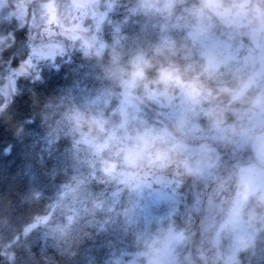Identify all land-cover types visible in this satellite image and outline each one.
<instances>
[{
	"label": "clouds",
	"instance_id": "9594fccd",
	"mask_svg": "<svg viewBox=\"0 0 264 264\" xmlns=\"http://www.w3.org/2000/svg\"><path fill=\"white\" fill-rule=\"evenodd\" d=\"M0 264H264V0H0Z\"/></svg>",
	"mask_w": 264,
	"mask_h": 264
}]
</instances>
